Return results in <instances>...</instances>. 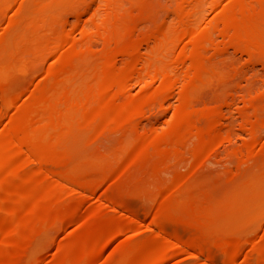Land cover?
I'll use <instances>...</instances> for the list:
<instances>
[{
	"label": "bare ground",
	"instance_id": "1",
	"mask_svg": "<svg viewBox=\"0 0 264 264\" xmlns=\"http://www.w3.org/2000/svg\"><path fill=\"white\" fill-rule=\"evenodd\" d=\"M79 1L80 0H78V2ZM94 1H96V0H83L82 3H80V4L78 3V5H75V6L72 5L74 3L71 4L72 7H70V9H71L70 11H72V13L74 14L72 16H75L74 18L77 19V22L75 23V25H73L74 28L76 26H79V21H80V18L82 15L85 14V17H86V14L87 15L90 14L89 11H91V8H92L93 4L95 3ZM112 1L113 0H111V2ZM130 1L132 2L133 0H130ZM134 1H133V3H134ZM44 2H48V0H45ZM56 2H57V0H56ZM98 2L100 3L101 1L99 0ZM118 2L123 3L124 1L118 0ZM135 2H137V0ZM102 3H104V2H102ZM106 3H110V2H106ZM124 3L126 4V2H124ZM139 3H140V1L138 2V4ZM200 3L201 2L199 0H176L173 9H171L172 14L174 15L171 22H169L167 20L168 18H166L167 21L164 19V20H161L158 22V20L155 17H153V18H155V20H157L158 23L154 24V22H153V25L151 26V28H149L147 31L143 30L145 32L138 39H135L136 37H132L133 29H134L133 26L131 29L132 30L131 31L132 34H131L130 29L120 31L119 29H121V28L117 27V24L116 25L114 24V23H116L115 20H114L115 22H113V20L111 21V22H113L112 25H115V27L113 26L112 28H108V25H106V23L102 22L100 24V21H97V18H96V21L98 22L99 25L93 24V27H92V30L94 32L93 35H96L98 37L103 36L105 38V40L108 39V41L110 40L113 42V47L111 48L110 55H106V54L102 53L103 56L102 55H101V57L99 56V59L95 58L94 55L92 57H88V55L89 56L92 55L91 52L95 51V50L86 49V47H84L85 52H86V50H87V52H88V50H91V52L89 51V54H85V55L84 54L78 55L79 54L78 53L75 57H78L79 60L85 59V58H91L92 63H88V62L83 61L85 63H88L90 66L87 64L88 67L83 69L82 66H79L78 64H75V62H74V64L71 63V64L67 65V64L63 63V64L58 65L57 67H55L56 66L55 65L53 68H50L48 70V72H46V74L48 73V76L50 77V83L45 86V90H44V92H42V95L38 97L39 93L37 94V92H35L36 96L35 95L33 96L35 98H30V95L29 96L27 95L29 97V100L28 101L23 100V102L26 104H24L25 106L22 109V113L20 112L21 114L18 117L11 118L10 120H8L10 118L9 117L7 119L8 121L11 122L9 124V128L7 126V129L4 130L5 127L3 126L4 127V128H2L3 132L0 130L2 132L0 134V246L4 245V247H5V245H8V246L15 245L17 243L18 239L19 240L20 239L25 240V243H27V244L25 245V243L23 242L25 247H24V249H22L21 255H23V257L29 256L30 251H31V245L37 239L38 236H42V234L46 233V231H48L50 228H52L56 225H59L62 222L71 223V222L75 221L77 218V207L75 204L72 203L70 206H63V205L58 206V205L54 204L56 207L50 206L46 209L48 212L54 214L53 220L49 219L51 217H49L48 220L47 219L40 220V218H38L39 221L36 224H33L34 225L33 229H29V226L27 227V225H23V223L25 224V221H24L25 219H24L22 222V226L23 227L26 226L28 228L27 230H29V231H26V229H25V231H23V229L20 231L21 227L18 229L16 227L14 228V225H12L11 221L15 217H17L18 215H21V214H27L28 215V214H31L33 212L35 214V211H36L37 205H38V204H36L37 197H40V196L57 197L58 196L57 199H59V202L65 193H68V194L74 193L80 197H85L89 192L92 191V189L96 185L95 182L100 180V179H96V177H98V173L102 172L101 173L102 176L106 177V179L113 180L115 178V176L117 177L119 175L118 174L119 171L121 172V170L127 166H128L127 168H129L131 163L132 164L135 163L136 159L139 158L141 160L142 159L141 157H146L155 150H158L162 154L163 157L168 156V155H172V154L176 155V156H177V154L179 155L180 154L179 151L182 150L181 148L183 146V141L185 140V139H183V136H185L184 134L186 132H187V134H188V132H193V135H194V137L193 136H191V137L194 138L195 153L191 157V161H190L191 165L189 164L190 167L189 168L187 167V169L183 173H180L179 175L173 174L174 176H171L170 180L164 186H162L160 188L158 186L154 187L152 192L155 193L156 197L160 196L159 201L161 203L162 199L169 198V196L170 195L172 196L175 192L177 193L178 191H180L182 189H184V190L189 189L193 180L197 182V180H195L197 178H194V174L198 170V168H196V167L199 166L201 161H202V160H200V158H203V157H201V155H203L202 153L205 152L204 155H206L207 152H210L212 149H214L215 146L219 143V141H221V139H223L224 137L230 139V137H228V134L225 135V133L222 132V130L220 128V124L223 121V120H221V115L223 113H219L217 108L215 109L213 107V108L208 109V110H204V108H203V110H197V109H194V107H193V109L191 108V99H193L195 97V93H198V91H199V93L201 94L200 90H198L197 92L195 90V89H197V85L200 84L201 82H205V80H206L205 78L210 77L209 75L211 73H213V69H216L213 67V62H212L213 61L212 59L214 58L212 53L215 50V46L211 45L212 47H214V49L211 47L213 49L212 50V49L208 48V46H207L208 44L206 45L208 50H210L212 52L211 53L212 56H210V57L205 56L206 58H204V57H201L200 55H193V53L195 51H197L196 47H194L195 45L192 46L193 45L192 44L191 45L192 47L190 46L191 49L189 48L190 50L185 49L184 45H183L184 49L181 47L179 49L181 51L173 57V58H176V57L178 58V56H180L179 58H180L181 62H184L185 60L188 62L187 65H183V66H186V68L184 67V70H183V68L181 69V71L182 70L184 71V72L182 71L183 72L182 75L173 73L172 69L170 68V67H175L177 65H175V66H173V65L169 66V65H165V64L161 65L158 63H153L151 60L156 55V53H158L160 51V49L163 46H165V44H164L165 42L166 43H172L173 41L179 40L180 37L181 38L186 37V39H188V41H195V40L203 39V40H206V42H207L210 34H209V36L206 35L207 31H206V29L203 30L204 28L202 29L203 33L198 32L195 29L196 23L194 24V22H196L194 20V15L195 14L197 15V10L200 7ZM230 3H231L232 7L230 9H228L227 11H225L224 13L221 12L222 14H220V16L217 20V21L223 20V24L220 25L221 28L217 25L219 28L218 30H219L220 35L222 37L223 36L227 37V41L230 45H232L233 47L239 48L243 53L244 52L247 53L250 56L249 58H251L253 56L257 57L258 60L261 62V64L264 66V27L263 26L259 27L254 22V20L256 18L257 19L261 18V20L264 19V0H230ZM119 4H121V3H119ZM41 5H42V3H41ZM41 5H40V7L44 6V5H42V6ZM46 5H48V4H46ZM105 5H104V7H105ZM131 5H133V4H131ZM48 6H46V7H48ZM118 6L121 7V5H118ZM123 6H125V5H123ZM165 7H167V6H165ZM165 7H163L164 10H165ZM44 8H45V6H44ZM56 8L53 7V9H56ZM95 8L96 7H94V9ZM49 9L51 10V8H49ZM63 9H64L63 12H67L68 14L71 13V12H68L69 10L65 11V9L67 10V6H66V8H63ZM118 9H120V8H118ZM123 9H125V8H123ZM123 9L121 8V11H123ZM18 10L19 9H17V11ZM45 10H46V8H45ZM106 11L109 12L108 10H106ZM121 11H119V12H121ZM168 11H169V9H168ZM221 11H223V10L221 9ZM63 12H62V14H63ZM91 12H93V11H91ZM48 13H49V10H48ZM67 13H64V14L66 15ZM126 13H127V11H126ZM167 13L165 12L164 15H166ZM35 14H36V12H35ZM51 14H52V11H51ZM121 14H123V13H121ZM47 15H49V14H47ZM55 15H54V17H55ZM61 15L59 13V16H61ZM64 16H62L60 18H63V20H64V18H65ZM110 16H111V14H110ZM38 17H39V15H38ZM54 17H52V18L54 19ZM104 17L105 16L102 17V20ZM129 17H132V16H129ZM139 17H141V16H139ZM150 17H151V15H150ZM42 18H44V17H42ZM148 18H149V16H148ZM29 19L32 20V18H29ZM131 19H133V18H131ZM169 19H171V18H169ZM42 20H44V19H42ZM63 20H60V21H63ZM98 20H100V19H98ZM54 21L55 20H53L50 23V27H48V28L55 29V27L57 25L55 24ZM121 21H122V19H121ZM149 21H150V19H149ZM25 22L27 23L28 20ZM137 22H138V20L136 21V23ZM215 22H216V20H215ZM219 22H221V21H219ZM36 23L38 24V22H36ZM63 23H65V22H63ZM70 23L71 22H69V24ZM117 23H119V22H117ZM211 23H213V22H211ZM240 23L242 25H240ZM65 24H67V23H65ZM119 24L121 25V23H119ZM133 24H135V23H133ZM261 24H262V22H261ZM41 26H43V25H41ZM122 26H123V24H122ZM44 27H41V29ZM62 27H64V26H62ZM74 28H72V29H74ZM141 28H145V27H141ZM146 28H148V27H146ZM27 29H29V28H27ZM36 29H37V27L35 29L32 28V31H29V32H31L32 37L35 36L37 39H39L40 36L39 37L36 36V34L38 33V31ZM70 29L71 28L69 27L67 32H66L67 29H65V32L64 31L63 32L57 31V32L53 33L54 36L52 34L53 37L50 35L49 38L51 41H53L52 42L53 44L59 43V41H61L62 39H65V42H66L67 41L66 39L72 38V32L74 30H72V32H69ZM197 29H199V28H197ZM92 30H90V31L92 32ZM45 31H46V29H45ZM199 31H200V29H199ZM211 31H213V30L210 29L209 33ZM215 31H213V33ZM137 32H138V30L136 31V34H137ZM241 32L243 34V38L241 36ZM89 33L90 32L84 31L83 34H86V35H88V37H90ZM140 33L138 32V35ZM42 34H43V32H42ZM123 34L124 35L130 34V35L128 36V38H124V37H122V36H124ZM136 34L134 33V35H136ZM216 35H214V36L216 37ZM245 35H247L248 37L244 38ZM217 36H219V34ZM28 37H29V35H28ZM125 37H127V36H125ZM96 38L97 37H95L94 39H96ZM28 39H27V41H28ZM83 39H84V37H83ZM91 39H92V37H91ZM186 39H184V40H186ZM213 39L215 41V38H213ZM31 40H33V39L31 38ZM47 40H45V42H47ZM50 40H49V42H50ZM70 40H69V42H70ZM25 41H26V39H25ZM84 41H87V40H84ZM151 41H153V45H152L153 47L152 46H151L152 48L148 47L149 48L148 53H147V51L145 52L146 57H145V55H143L145 58H147V60L144 59V62H145L144 65H142L141 67H139L140 66L139 65L137 67V64L139 62H142V59H143V57L139 53L140 45L142 43H144V44L149 43V45H150ZM214 41L212 40V42H214ZM71 42H72V40H71ZM91 42L92 41L88 42L89 45ZM183 42H186V41H183ZM224 42L225 41H223L222 43H224ZM28 43L29 42H27V44ZM73 43H72V46H73ZM83 43H85V42H82V44ZM88 43H86V44H88ZM190 43H192V42H190ZM195 43L196 42H194V44ZM184 44H187V43H184ZM201 44H203V43H201ZM42 45L44 46V43H42ZM57 45H59V44H57ZM108 45H109V43H108ZM217 45L220 46L221 43L218 44V42H217ZM75 46L79 47V48L81 47L80 45L79 46L75 45ZM111 46H112V44H111ZM203 46H205V45H203ZM103 47H104V45H103ZM205 47H203V48H205ZM218 48H220V47H218ZM224 48H226V47H224ZM107 49H108V47H107ZM78 50H80V49H78ZM201 50H202V48H201ZM95 52H92V53L94 54ZM105 52H107V51L105 50ZM81 53H82V51H80V54ZM12 54L14 55V53H12ZM63 55L66 56L65 53ZM67 55H68V53H67ZM204 55H205V53H204ZM58 56H60V54H58ZM58 56H57V58H58ZM117 56L118 57L122 56L124 58V60L119 65H116L117 63L114 64L115 57H117ZM214 56L216 57L217 55H214ZM218 56H219V54H218ZM211 57H212V59H211ZM255 57H253V58H255ZM70 58L71 57H69L68 59L70 60ZM69 62H73V61L70 60ZM83 62H82V64H84ZM80 63H81V61H80ZM170 63H171V61H170ZM0 67H1V65H0ZM81 69L86 70L85 72L83 71L84 74L80 72V71H82ZM90 70H92L93 74L94 73L96 74V77H95L96 81H95L94 85L88 84V85H84V87H82V88H77L75 86L73 88L72 85L68 86V83L74 77L79 76L80 73L82 74V75H80V78H82V79L88 78L90 76L89 75ZM174 72H177V71L174 70ZM141 76H147L148 79H151V81L153 78H154V81H155V78L156 79L158 78L159 79L158 87L156 89L153 87V89H155L153 91V90H151V88L149 86L150 84H149L148 86L150 88V90H149L150 92L147 90L149 93H146V95L144 97H142L141 99L136 100V101H134L132 98L123 97L122 95L125 91V85H126L127 81L132 80L135 77H137L135 79L138 80V77H141ZM220 76H221V74H220ZM212 77H211V79H212ZM46 78H47V76H46ZM93 78H94V76H93ZM46 80H45V84H46ZM209 80H210V78H209ZM142 81H141V84L143 86ZM88 82H90V81H88ZM129 82H131V81H129ZM72 83H76V82L72 81ZM177 83H180V91L178 92L179 97L178 96H176V97H178L180 99V101L182 102V107L184 109H186L188 112V115L185 114V116L186 115H187V117L189 116L187 118V120L185 119L186 121L183 122L182 124H180L178 127H176L175 130L173 129L174 132L172 133V136L169 138H166V139L161 138V137L157 136L156 134H151V133L150 134H144L143 133L142 135H140L142 133L140 131L141 133H139V137L137 134H135L136 138L134 137L132 142H130L132 144V146H130V148H128V146L126 145L127 146L126 147L125 146V144L127 143L126 137H125L126 131L122 130L123 126L126 125V123H128V121L131 118H133L134 116L141 114V113L143 114V112L147 108H149L151 105L155 104L157 101H159L161 99L163 101V98H165V96L168 94V92L171 91L170 89L172 87H174ZM151 84H153V81ZM156 84H157V82H156ZM128 85H130V83ZM142 86H141V90H142ZM204 87H206V86H203V88ZM143 88L145 89V86ZM43 89H44V87H43ZM126 89H127V86H126ZM203 90H202V93H204ZM38 91H39V89H38ZM142 93H144V92H142ZM32 94H34V93L32 92ZM124 96H125V93H124ZM133 97H136V96H133ZM200 97H202V96H200ZM26 99H27V97H26ZM202 99H203V97H202ZM205 99L202 101H205ZM180 101H178V102H180ZM198 101H200V100H198ZM3 102H5V100ZM245 102H249V99ZM196 104H197V102H196ZM199 104L200 103L198 102V105ZM198 105H197V107H199ZM205 105H204V107H205ZM5 106H7V105L5 104ZM217 107L219 108V106H217ZM175 108H176V106H175ZM3 109L4 108H2V110ZM18 110H20V109L16 108L15 112ZM220 110H221V108H220ZM180 111H181V109L179 107V113H180ZM16 114H14V115L16 116ZM180 114H178V115L180 116ZM200 118L204 120V123L206 122L205 127H201V126L199 127L197 125V120L200 121ZM199 121H198V123H199ZM223 124H224V122H223ZM263 124H264V113L263 112L259 113V111H258L253 115V120L250 122L247 121L241 127V129L242 128L246 129V131L249 132L250 135L254 137L256 135V133H258L259 127L262 126ZM223 127H225V126H223ZM133 128H135V127H133ZM83 129H85L84 134H82ZM109 129H116V130H119V132L121 133L117 143H115L116 146L113 147L112 149L107 147L103 150H100V149H97L96 151L90 150L91 152H87L86 155L83 154V155H85V156H83L81 153L80 154H76V153L73 154L72 150L70 152L68 150V148H66L63 144L64 141L69 136H75L77 138V139L75 138V140L80 141V142L84 141V140H86L88 142L91 139L99 138V136H102V134L106 133V131ZM155 132H157V131H155ZM155 132H153V133H155ZM225 132H229V131L227 130ZM127 133H128V130H127ZM157 134L159 135V132ZM117 135H119V134L116 133L115 137ZM133 135H134V133H133ZM105 136H107V135H105ZM127 138L130 139L131 137L128 136ZM101 139H103V138L100 137V140ZM106 139H109V137L107 136ZM105 141L107 143L109 142V140L108 141L105 140ZM73 142H71V143H73ZM114 142H115V140H114ZM114 142H113V144H114ZM73 145H74V147L76 146L73 143L71 147H73ZM86 145H87V143H86ZM248 145H250V144H248ZM262 146L263 145L261 144V147ZM261 147H260V149L264 148V146L262 148ZM73 148H71V149H73ZM100 148H102V147H100ZM79 149H80V145H79ZM240 149H238V152L236 151L235 155L237 156L236 158H239V161H241L243 163L247 162V161H249V162L253 161V158L258 154V152H256L257 148L255 149V151L250 147H247L244 150H242V149L240 150ZM85 151H88V150H85ZM258 151H259V149H258ZM79 152H81V151H79ZM158 155H159V153H158ZM257 157H258V155H257ZM256 159H258V158H256ZM256 159H254L255 162H256ZM248 164L249 163L246 164V167ZM250 165H253V164L250 163ZM250 165H248V166H250ZM99 168H101V170H98L99 172L96 174L97 169H99ZM91 172L95 173V174H91ZM197 173H199V172H196V174ZM196 174H195V176H196ZM237 174H239V171ZM200 177L201 176H199V178ZM211 181L214 182L213 184H215V185L217 184L216 180L215 181L211 180ZM235 182H237L236 185L238 186V188L237 187L234 188L231 191L230 195L232 196V199L234 198V200L236 199V201H239L238 202L239 207L233 206L230 208L229 207L220 208V207H222V204H221V206H219L220 204L218 203V206H215L214 202L207 201L209 199H206V201L204 199V201L202 203L201 202L199 203V201L198 202L197 201H191L190 202V200H189L190 203L189 202L187 203V201H186L187 199L184 200L186 202H184V201L180 202V200H179L178 202H176L177 204L175 207L173 206V208L172 207L171 208L170 207L164 208V210H163L164 211V218L157 216L158 214L155 213V215L152 217L150 224L147 227V229L145 227L147 224L145 225V224H142L141 221L134 220V225L136 227L135 228L133 227V228L135 230L138 229L139 231L142 229L149 230L151 232V234H150L151 238H152L151 241L148 239L149 237L147 236L148 237V238H146L147 240L141 239L142 241L139 243L137 241H136L137 243H135L132 240L133 241L132 244L129 243L125 247L119 246L120 248H118V249H121V247H123L122 250L128 251V253L132 251V255L128 254V256L124 259L123 258L119 259L117 257H116L117 259L111 258V260H108L105 264H134L136 260L138 261V259L139 260L145 259L147 261V264H151L153 262L155 264H161V263L174 264V263H172V260L178 255H187L188 257H192L194 259H197L196 264H215V263H213V256H212V252H211L209 246L204 244V243H200L199 241H197V242L191 241L192 238L189 239L188 234H190L191 230H193L192 231V234H193L194 231H198L202 228H206V229L212 228L216 224L215 218H218L220 215L223 216V219L230 221L231 219H233L232 217H238L241 214L242 208L244 210H247V208L250 206V202L253 199H255L258 195V191L253 190V188H252V187H254L253 184L259 186L260 189L262 186H264V161L260 162L258 165H256V167L254 169L249 168V169H244L243 172L241 171V173L238 175V179ZM201 183H202V181H201ZM35 185H39L42 188L40 192L34 193L33 192L34 190L31 191V189ZM198 185L199 186H197V187H200L201 184H198ZM24 187H27L30 191L23 192ZM213 187L214 186L212 185V187H210V188H213ZM217 187H219V186H217ZM191 189H193V188L191 187ZM199 189L200 188H198V190ZM202 189H203V187H202ZM254 189H256V188L254 187ZM189 190H187V191L189 192ZM200 191H201V189H200ZM206 192H207V190H206ZM61 195H62V197H61ZM180 195H181V193H180ZM190 195L191 194H189V196H188L189 199L192 197V196L190 197ZM200 195H201V193H200ZM59 196H60V198H59ZM184 196H186V194ZM173 197H176V195ZM173 197H171V200ZM195 197H197V196H195ZM211 197H213V196H211ZM179 198H177V199H179ZM201 198L203 199V197H201ZM217 198H216V200H217ZM226 198H228V196H226ZM57 199H54V200H57ZM182 199H184V197ZM229 199H230V197H229ZM77 200H76V203H77ZM59 202L57 201L58 204H59ZM215 202H217V201H215ZM222 202H223V200H222ZM162 203H165V200ZM224 203L226 205V202H223V204ZM64 204H65V202H64ZM78 204H80V203H77V205ZM215 204H217V203H215ZM228 204H229V202H228ZM47 205H48V203H47ZM173 205H174V203H173ZM44 206H45V204H44ZM44 206H43V208H44ZM78 206L80 207V205H78ZM111 206H112V204H111ZM185 207H190L192 209L193 212L191 210L189 211L192 213V214L189 213V214H191V216H190L191 218L184 212H182L185 214V216H183L182 213L180 212V211H182V209H184L188 213V210H187L188 208H185ZM226 208H229V209H226ZM111 209L116 212V216L114 219L116 222V225L110 229L103 228L105 230H102V232L99 235H96V237H94V238L88 239L85 237L86 239H88L87 240L88 243H92V245L98 249V253L100 250H102L103 248L108 246L109 243L116 236H118L119 234L127 233V228L125 227V225H122V223H121L122 219H121V215L119 214V211H117L118 209L115 207H111ZM79 210H80V208H79ZM24 216H26V215H24ZM48 216L49 215H47V217ZM18 217H17V219H18ZM187 217H189V218H187ZM41 218H43V217H41ZM35 220H37V219H35ZM172 220H177V223H179V224L185 221V223L187 224L186 227L188 226L187 228L190 229L186 234V235H188V236H186L187 238H185L184 235H183V238H180L181 236L177 235L178 237L176 236L177 238H175V239L173 238L174 240L172 238H170L171 236H170V234H167V231H166L167 227L165 228L164 222L167 221L169 223V221L172 222ZM179 220H182V221H179ZM34 222H36V221H34ZM75 222H73V223H75ZM173 222H175V221H173ZM72 224H70V225H72ZM28 225H29V223H28ZM18 226H21V225H18ZM198 228H200V229H198ZM98 229H99V226H98ZM196 229H198V230H196ZM131 231H133V230H131ZM133 232H131V233H133ZM131 238H133V237L131 236L129 238V240H131ZM151 246H155V248H153ZM156 246H157V248H156ZM169 246L171 248V251L168 252L167 249H169L168 248ZM21 247H23V245H21ZM159 247L161 249L163 247L164 248L167 247V248H166V250L164 248L162 249L165 251H163V253L160 256H158L159 253H157V257L154 260V258H153L154 255H152V249H153V251H154V249H156V251H157V249H159ZM7 248H9V247H7ZM220 248L223 251V253H225L228 256V258H225L226 261L224 264H264V234L262 235L260 240L259 239L256 241L253 240L250 243L248 250L243 251L242 248L240 247L239 241H233L230 243H225ZM114 250H117V249L115 248ZM19 251H20V249H19ZM158 252H160V251H158ZM124 253L127 254L126 252H124ZM242 253H243V256L241 255ZM250 254L254 255V260H253V257L250 256ZM118 256L122 257L123 255L122 256L118 255ZM200 257H202L203 260H200ZM84 258L81 257V258H72V259L65 258L64 259V257H63L60 264H83L85 262ZM142 258H144V259H142ZM92 259L90 261H92ZM35 261H34V258H32L28 264H35L36 263ZM139 262H142V261H139Z\"/></svg>",
	"mask_w": 264,
	"mask_h": 264
},
{
	"label": "rangeland",
	"instance_id": "2",
	"mask_svg": "<svg viewBox=\"0 0 264 264\" xmlns=\"http://www.w3.org/2000/svg\"><path fill=\"white\" fill-rule=\"evenodd\" d=\"M44 1L43 0H36V1L35 0H0V53H1L0 54V65H1V67H0V128L1 129L0 130L1 131L3 130L2 128H4V127H5L4 130L7 129V126L9 128V124L11 122L8 120H10L11 118L18 117L22 113V109L25 106L24 104H26L23 102V100L28 101L29 95H30V98H35V97H33L34 95L36 96L35 92H37V94L39 93L38 97L42 95V92H44V90H45V86L50 83V77L48 76V73L46 74V72H48V70L50 68H53L55 65H56L55 67H57L58 65L63 64V63H65L67 65H69L71 63L74 64V62H75V64L82 66L83 69L88 67L87 64L92 63L91 58H85V59L79 60L78 57H75L78 53H79L78 55H83V54L85 55V54H89V51L91 52V50H88V52L86 50V52H87L86 53L84 50L85 49L84 47H86V49H92V50L96 51V52L92 51L95 53L93 54L91 52L92 55H90V56L88 55V57H92L94 55L95 58L99 59V56L101 57L102 53L106 54V55H110L111 48L113 47V42L110 40H109L110 41L109 42L108 39L105 40V38L103 36H99L101 38L100 39L98 36L93 35L94 32L92 30V27H93V24L99 25L97 21H100V24L102 22L106 23V25H108V28H112L113 26L115 27V25L117 24V27L121 28V29H119L120 31L130 29L131 34H132L131 29L133 26L134 29H133L132 37H136L135 39H138L145 32L143 30L147 31L149 28H151V26L153 25V22H154V24H156L161 20H164V19L166 20V18H168L167 20L169 22H171L172 18L174 17L171 9H173L175 2H176V0L175 1L174 0H144V1L139 0L141 4L140 3L138 4V2H139L138 0H137V2H135L136 0L135 1L133 0L134 3H133V1L131 2L130 0L129 1L128 0H120V1L126 2V4H125L124 2L123 3L118 2V0H113L115 3L113 1L111 2V0H100L101 2L99 3L98 2L99 0H96L97 2L94 1L95 3L93 4V6L91 8V11H93V12L89 11L90 14L89 15L86 14V17H85V14L82 15L81 16L82 19L80 18V21H79V26H76L74 28L73 25H75V23L77 22V19L74 18L75 16H72L74 14L72 13V11H70L71 10L70 7H72V5L75 6V5H78V3L79 4L82 3L83 0H80L79 2H78V0L77 1L76 0H70L71 2L69 0H60V1L57 0V2H56V0H48V2H44ZM199 1L201 2L200 7L197 10V15L196 14L194 15V20L196 21V22H194V24L196 23L195 29L198 32H202L203 28H204L203 30L206 29V31H207V33L205 32L206 35L209 36V34H210V36L207 40L208 43L206 42V40H203V39L195 40V41H188V39H186V37L185 38L180 37L179 40L173 41L172 43H166L165 42L164 43L165 46H163L160 49V51L158 53H156V55L152 58L151 61L153 63H158L161 65L162 64L169 65V66H172V65L178 66L179 65L178 67L175 66L176 68L175 67H170V68L172 69L173 73L182 75V73L184 72L183 71L184 67L186 68V66H183V65H187L188 62L186 60L184 62H181L180 58H179L180 56H178V58L177 57L173 58V57L181 51L179 49L181 47L183 48V45H184L185 49H189V48L191 49V47L195 45L194 47H196L197 51H195L193 53V55H200L201 57H204V58L210 57L213 55L214 58L212 59V57H211V59L213 60L212 61L213 67L216 69H213V73H211L209 75L210 77L205 78L206 79L205 82H201L200 84L197 85V89H195V90H196V92L198 90H200L201 94L199 93V91H198V93H195V97L193 99H191V108L193 109V107H194V109H197V110H203V108H204V110H208V109H211L213 107L215 109L217 108L219 113H223L222 115L220 114L221 120H223L220 124V128H221L222 132L225 133V135L228 134V137H230V139L224 137L223 139H221V141H219V143L215 146V148L212 149L210 152H207L206 155H204L205 152L202 153L203 155H201V157H203V158H200V160H202V161H201V163L199 162L200 165L201 164L202 165L201 166L199 165L196 167V168H198V170L196 172H199V173L196 174V172L194 171L196 176H197L196 177L194 174V178H197V179H195V180H197V182L194 180L192 181V184L189 187L190 190L189 189H185V190L182 189V190L178 191L179 193L175 192L172 196L170 195L169 198L162 199L161 201L164 202V200H165V203H162V202L160 203V201H159L160 196L156 197L155 193L152 191H153L154 187L158 186L160 188V187L164 186L170 180L171 176H174L173 174L179 175L180 173H183L187 169V167L188 168L190 167L191 157L195 153L193 132H188V134L186 132L184 134L185 136H183V139H185V140L183 141V146L181 148L182 150L179 151L180 154L179 155L177 154V156L172 154V155H168V156L163 157L162 154L158 150H155L151 154H149L148 156L141 157L142 158L141 160L139 158L136 159L135 163H133L134 165L131 163L129 168H127L128 167L127 166L124 169H122L121 172L119 171L120 172V173L118 172L119 175L117 177L115 176V178L113 180L109 179L110 181L108 179H106V177L102 176V174H101L102 172L98 173L99 172L98 170H101V168L97 169L96 174L98 173L99 178L96 177V179H100V180H98V181L95 180L96 185L94 186L92 191L89 192L90 194L88 193L85 197H80L74 193H69V194L65 193L63 195V197L61 195L62 199H60V202H59V199H57L58 196L57 197H47V196L37 197L36 204H38V205H37V209L35 211V214H34V212L31 214H28V215L27 214H21V215H18L19 217L17 216L18 219H17V217H15L11 221L12 225H14V228L16 227L18 229L21 227L20 231L22 229H23V231H25V229H26V231H29V230H27L28 229L27 227L29 226V229H33V227H34L33 224H36L39 221L38 218H40V220H42V219L48 220V218L51 217L49 219L53 220L54 214L48 212L46 209L50 206L56 207L54 204H56L58 206H60V205L61 206L62 205L63 206H70L72 203L75 204L77 207V218L75 220L76 222L75 221H73L75 223H73V222H71V223L62 222L61 224L50 228L48 231H46V233L42 234V236H38L37 239L32 243L30 255L27 257L25 255H24L25 257H23V255H21L22 249H24L25 245L27 244V243H25V240H21V239L19 240L18 239L17 243L15 245H10V246L5 245V247H4V245H1L0 246V264H28L32 258H34V261L36 260L35 264H60L63 257H64V259L65 258L72 259V258H81V257L84 258L85 257L84 258L85 262L83 264H105L108 260H111V258H113V259H117V258L122 259L123 258L124 259L128 256V254L132 255V251L128 253V251L122 250L123 247L127 246V244H129V243L132 244L133 241L135 243H137V242L139 243L142 241L141 239L145 240L148 237H149L148 239L151 241V239H152L151 235H150L151 232L149 230H146V229L149 226L152 217L155 215V213H157L158 214V215L156 214L157 216L164 218V211H163L164 208H167V207L173 208V206L175 207L177 204L176 202H178L179 200H180V202L181 201L183 202L185 199H187L186 200L187 203L189 202V200H190V202L191 201H197V202L199 201V203L200 202L202 203L204 201V199H205V201H206V199H209L207 201L214 202L215 206H218V203L220 204L219 206H221V204H222V207H220V208H223V207H229L230 208L233 206L239 207V203H238L239 201H236V199L234 200V198L232 199V196L230 195L231 191L234 188H236V187L238 188V186L236 185L237 182H235L238 179V175L241 173V171L243 172L244 169H249V168L254 169L256 167V165H258L260 162L264 161V148L260 149L261 144L264 146V143H263L264 142V124L262 126H260L261 128L259 127L258 133H256V135L254 136L255 138L253 136H251L250 133L246 131V129H244V128L241 129V127L247 121L250 122L253 120V115L256 112L259 111V113L260 112L264 113V99H263L264 98V66L261 64V62L258 60L257 57L253 56L255 58H253V57L249 58L250 56L247 53H245V52L243 53L239 48L233 47L232 45H230L227 41V37H224V36L222 37L220 35L219 30H218L219 29L218 26L221 28L220 25L223 24V20H219L221 22H219L217 20H218L220 14L224 13L225 11H227L228 9H230L232 7L230 0H199ZM102 2H104V3H102ZM106 2H110V3H106ZM41 3H42V5L45 6L46 10H45L44 6L41 5ZM72 3H74V4H72ZM119 3H121V4H119ZM39 4L42 7H40ZM46 4H48L49 6ZM131 4H133V5H131ZM104 5H105V7H104ZM118 5H121V7ZM123 5H125V6H123ZM46 6H48V7H46ZM66 6H67V10L65 9V11L69 10L68 12H71L70 14H68L67 12H63V10H64L63 8H66ZM165 6H167V7H165ZM53 7L54 8L57 7L56 8L57 10L53 9ZM94 7H96V8L94 9ZM163 7H165V10ZM49 8H51V10ZM118 8H120V9H118ZM121 8L122 9L125 8V9H123V11H121ZM17 9H19L18 10L19 12L17 11ZM168 9H169V11H168ZM221 9L223 11H221ZM48 10H49V13H48ZM106 10H108L109 12H107ZM51 11H52V14H51ZM119 11H121V12H119ZM126 11L128 14L126 13ZM35 12H36V14H35ZM62 12H63V14H62ZM165 12L166 13L168 12V13L166 15H164ZM59 13H60V15L61 14L62 15L59 16ZM64 13H67V14L65 15ZM109 13L111 14V16ZM121 13H123V14H121ZM47 14H49V15H47ZM149 14L151 15L152 18L155 17L158 20V22H157V20H155V18L152 19ZM38 15H39V17H38ZM54 15H55V17H54ZM112 15L114 17L115 16L116 17L114 18ZM62 16L65 17L64 18L65 21L63 20V18H60ZM103 16H105V17L102 20ZM129 16H132V17H129ZM139 16H141V17H139ZM148 16H149V18H148ZM42 17H44V18H42ZM52 17H54V19ZM29 18H32V20ZM96 18H97V21H96ZM120 18L122 19V21ZM131 18H133L135 21ZM169 18H171V19H169ZM42 19H44V20H42ZM98 19H100V20H98ZM149 19H150V21H149ZM27 20H28V22L26 23L25 21H27ZM53 20H55L54 22L57 26L55 27V29L48 28V27H50V23ZM60 20H63V21H60ZM112 20H113V22L116 21V23H114L115 25H112L113 24V22H111ZM137 20H138V22L136 23ZM215 20H216V22H215ZM255 20H254V22L256 23L257 26H259V27L263 26L264 27V21H263L264 19L261 20V18H258V19L256 18ZM36 22H38V24ZM63 22H65L67 24H65ZM69 22H71V23L69 24ZM117 22L121 23V25ZM211 22H213V23H211ZM261 22H262V24H261ZM108 23L109 24L111 23L110 24L111 26ZM133 23H135L136 25ZM122 24H123V26H122ZM34 25L37 27L36 30L38 31V33L36 34V36L37 37L40 36L39 39H37L35 36H33L34 37L33 38L31 36V32H29V31H32V28L33 29L36 28ZM41 25H43V26H41ZM240 25H242V24L240 23ZM62 26H64L65 28ZM41 27H44V28L41 29ZM69 27L71 28L69 30V32H72V30H74L72 32V38H70L72 40V42L70 39H66L67 40L66 42H65V39H62L63 41L61 40V41H59V43H57L59 45L53 44L52 43L53 41L50 40L49 36L50 35L52 36V34L57 32V31H59V32L64 31L65 32V29H67L66 30V32H67ZM141 27H145V28H141ZM146 27H148V28H146ZM27 28H29V29H27ZM72 28H74V29H72ZM197 28H199L200 31ZM45 29H46V31H45ZM210 29H212L213 31H215V30L216 31L214 33H213V31H211L212 33L211 32L209 33ZM90 30H92V32ZM137 30L139 33L141 31L142 32L138 35V32L136 34ZM84 31L90 32L91 33V34L89 33L90 37H88V35H86V34H83ZM42 32H43V34H42ZM216 32L219 34V36H217L218 34ZM134 33L137 36L134 35ZM27 34L29 35V37ZM129 35L125 34L122 37L128 38ZM214 35H216V37ZM53 36H54V34H53ZM94 36L97 37L98 39L97 38L94 39L95 38ZM125 36H127V37H125ZM241 36L243 38L242 32H241ZM83 37H84V39H83ZM91 37H92V39H91ZM247 37H248L247 35L244 36V38H247ZM31 38L33 40H31ZM213 38H215V41ZM25 39H26V41H25ZM27 39H28V41H27ZM184 39H186V40H184ZM45 40H47L48 43L45 42ZM49 40L51 43L49 42ZM69 40L71 43L69 42ZM84 40H87V41H84ZM212 40L214 42H212ZM222 40L225 42L222 43L223 42ZM90 41H92V42L89 45L88 42H90ZM183 41H186V42H183ZM27 42H29V43L27 44ZM82 42H85V43L82 44ZM190 42H192V43H190ZM194 42H196V43L194 44ZM217 42H218V44L221 43L222 46L221 45L218 46ZM42 43H44V46L42 45ZM72 43H73V46H72ZM86 43H88V44H86ZM108 43H109V45H108ZM184 43H187V44H184ZM201 43H203V44H201ZM111 44H112V46H111ZM75 45H77V46L80 45L81 47L79 48V47H76ZM103 45H104V47H103ZM141 45L139 47V53L141 54L143 59H142V62H139L137 64V67L139 65H140L139 67L144 65V63H145L144 59L147 60V58H145L146 57L145 52L147 51V53H148L149 48L153 47L152 46L153 41L150 42V45H149V43L148 44L142 43ZM203 45H205V46L207 45L208 48H210V49H212V48L214 49V47H212V46H215V50L212 53L210 50H208L207 46L205 47ZM202 46L205 48H203ZM107 47H108V49H107ZM200 47L202 48V50ZM218 47H220L221 49ZM224 47H226V48H224ZM77 48L80 50H78ZM105 50L108 53L105 52ZM80 51H82L81 54H80ZM9 52L11 54L14 53V55L13 54L11 55ZM62 53L63 54L65 53L66 56H64ZM67 53H68V55H67ZM204 53H205V55H204ZM211 53H212V55H211ZM58 54H60V56H58ZM218 54H219V56H218ZM143 55H145V57ZM214 55H217V56L215 57ZM57 56H58V58H57ZM69 57H71L70 60L73 62H69L70 61L68 59ZM123 60H124V58L122 56H119V57L117 56V57H115L114 64L117 63L116 65H119V64H121V62ZM169 60L171 61V63ZM80 61H81V63H80ZM83 61L88 62V63H85ZM82 62L84 64H82ZM182 68H183V70H182L183 72L181 71ZM83 69H81L82 71H80V72L84 74V72L86 70H83ZM174 70H176L177 72H174ZM81 73H80V75H82ZM220 74H221V76L222 75L223 76L221 77ZM80 75L77 77H74L68 83V86L72 85L73 88H74V86L77 88H82V87H84V85H88V84L94 85L95 84L96 74L95 73L93 74L92 70H90V73H89L90 76L88 78L82 79V78H80ZM46 76H47V78H46ZM93 76H94V78H93ZM211 77H212V79H211ZM135 78H137V77H135ZM135 78H133L132 80H129L131 82L127 81V83L125 85V91H124L125 96L123 93V95H122L123 97L132 98L134 101H136V100H139L142 97H144L146 95V93H149L150 88H151V90L154 91L159 85V82H158L159 79L158 78L157 79L155 78V81H154V78L152 79L153 84H151L152 81H151V79H148L147 76L138 77V80ZM209 78H210V80H209ZM45 80H46V84H45ZM72 81L76 82V83H72ZM88 81H90V82H88ZM141 81L143 83V86L141 84ZM156 82H157V84H156ZM129 83H130V85H128ZM148 85L150 86V88ZM126 86H127V89H126ZM141 86H142V90H141ZM144 86H145V89L143 88ZM203 86H206V87L203 88ZM43 87H44V89H43ZM153 87L155 89H153ZM38 89H39V91H38ZM170 90L172 92L169 91L168 94L165 96V98H163V101H162V99L157 101L155 104H153L149 108H147L143 112V114L141 113V114L134 116L133 118H131L128 121L129 124L126 123V125L123 126L122 130L126 131L125 137H126L127 143L125 144V146L127 145L128 148H130V146H132V144L130 142H132L134 137L136 138L135 134H137L139 137V133H141V132L142 133L140 135H142L143 133L144 134H150L151 133V134H156L157 136H159L161 138H165V139L169 138L172 136V133L174 132L176 127H178L180 124H182L183 122H185L187 120V118L189 117V116L187 117L188 112L186 109H184L182 107V102L178 98L179 97L178 92L180 91V83H177ZM202 90L204 93H202ZM141 91L144 93H142ZM32 92L34 94H32ZM133 96H136V97H133ZM176 96H178V97H176ZM200 96H202L203 99ZM26 97H27V99H26ZM3 99L5 100V102H3L4 101ZM197 99L200 101H198ZM204 99H205V101H202ZM248 99H249V102H245ZM194 100L197 102V104ZM178 101H180V102H178ZM198 102L200 103L199 105H198ZM5 104L7 106H5ZM197 105L199 107H197ZM204 105H205V107H204ZM175 106H176V108H175ZM217 106H219V108ZM179 107L181 109L180 113L182 112L181 114L179 113ZM2 108H4V109L2 110ZM16 108L20 109L21 111L18 110L15 112ZM220 108L222 111L220 110ZM14 114H16V116ZM178 114H180V116ZM185 114H187V115L185 116ZM198 121L199 120H197V125L199 127L200 126L205 127L206 122L204 123L203 119L200 118L199 123H198ZM223 122H224V124H223ZM223 126H225V127H223ZM133 127H135V128H133ZM226 129L229 132H225V131H227ZM127 130H128V133H127ZM1 131H0V134L3 132V131L2 132ZM155 131H157V132H155ZM153 132H155V133H153ZM158 132H159V135L157 134ZM84 133H85V129L82 130V134H84ZM116 133H118L119 135H117L115 137ZM133 133H134V135H133ZM104 134L107 135L109 137V139H106L107 136H105ZM104 134H102V136H99V138L91 139L88 142L84 139H83L84 141L80 142V141L75 140V138H76L75 136H69L66 139L67 141L65 140L63 144L66 148H68V150L70 152L72 150L73 154H75V153L80 154L81 153L82 155L83 154L86 155L87 152H91L92 150L93 151H96L97 149L103 150L107 147L112 149L113 147H115L116 146L115 143H117V141L120 137V134H121L119 132V130L109 129ZM128 136L131 137L132 139L127 138ZM191 136H193V137H191ZM100 137L103 139L100 140ZM105 140H107V141L109 140V142L107 143ZM114 140H115V142H114ZM71 142H73L76 145L75 147L73 145L74 148L71 147L73 144ZM85 142L87 143V145ZM113 142H114V144H113ZM248 144H250V145H248ZM79 145H80L81 150L79 149ZM100 147H102V148H100ZM247 147L252 148L254 151L257 148L256 152H258V154H257L258 157H257V155L255 157L258 159H256L254 157L253 161H251V162L247 161V162L243 163V162L239 161V158H236L237 156L235 155V153H236V151L238 152V149L241 148L242 150H244ZM71 148H73V149H71ZM84 149L88 150V151H85ZM258 149L260 152L258 151ZM79 151H81V152H79ZM158 153H159V155H158ZM85 155H83V156H85ZM254 159H256V162L254 161ZM245 163L246 164L249 163L248 165H250V163H251L253 165H250V166L247 165V167H246ZM238 171H239V174H237ZM91 174H95V173L91 172ZM199 176H201V177L199 178ZM211 180H214V181L216 180L217 184L219 182L220 183L218 185L217 184L215 185V184H213L214 182ZM201 181H202V183H201ZM198 184H201L200 187H197V186H199ZM212 185L214 187L210 188V187H212ZM253 185L256 189H254V187H252V188H253V190L258 191V195L255 199H253L250 202V206L247 208V210H244L242 208L241 214L238 217H232L233 219H231L230 221H227V220L223 219V216L220 215L218 218H215L216 224L212 228H207V229L206 228H202V229L198 228L200 230L196 229L198 231H194L193 234H192L193 230H191L190 234H188L189 236L186 234L190 229L187 228L188 226L186 227L187 224L185 223L184 220H183L184 222H182L180 224L177 223V220H172V222L169 221V223L167 221H165L164 223H165V228L167 227V229H166L167 234H170V236H171L170 238H172V239L173 238L175 239L178 236H181L180 238H183V235H184L185 238H187L186 236H188L189 239L192 238L191 241H193V242L199 241L200 243H204V244L208 245L211 252H212L213 263L224 264L226 261L225 258H228V256L225 253H223V251L220 248V247H222L223 244L230 243L233 241H239L240 247L244 251V250H248V247L253 240H255V241L258 239L260 240L262 235L264 234V186H262L260 189L259 186L255 185V184H253ZM217 186H219V187H217ZM191 187L193 189H191ZM202 187H203V189H202ZM26 188L27 187H24L23 192L30 191L28 188L27 189ZM198 188H200L201 191H200V189L198 190ZM41 189L42 188L39 185H35L31 189V191L34 190L33 191L34 193H38L41 191ZM187 190H189V192ZM206 190H207V192H206ZM180 193H181V195H180ZM200 193H201V195H200ZM185 194H186V196H184ZM189 194H191L190 197L192 196L190 199L188 197ZM175 195H176V197H173ZM194 195L197 197H195ZM200 196L203 197V199ZM211 196H213V197H211ZM226 196H228V198H226ZM171 197H173L172 200H171ZM183 197H184V199H182ZM229 197H230V199H229ZM59 198H60V196H59ZM177 198H179V199H177ZM216 198H217V200H216ZM54 199H57V200H54ZM76 200H77V203H80V204H78V205H80V207L77 205ZM222 200H223V202H226V205L228 204V202H229V204L226 206L225 203L223 204ZM57 201L59 202V204L57 203ZM186 201H184V202H186ZM215 201H217V202H215ZM64 202H65V204H64ZM47 203H48V205H47ZM173 203H174V205H173ZM215 203H217V204H215ZM44 204H45V206H44ZM111 204H112V206H111ZM43 206H44V208H43ZM78 207L80 208V210ZM111 207H115L118 209V210L117 209L116 210L119 211V214L121 215V219H122L121 223H122V225H125V227L127 228V233L119 234L118 236H116L109 243L108 246H106L105 248L100 250L98 253V249L95 246H93L92 243H88L87 240L90 238L96 237V235H99L102 232V230L113 228L116 225V222L114 220L115 216H116V212L114 210H112ZM185 208H188L187 209L188 213L184 209H182V211H180V210L179 211L181 213L182 212L186 213L190 217L192 213L189 211L190 210L192 211V209L190 207H185ZM229 208H226V209H229ZM184 213H182L183 216H185ZM189 213H191V214H189ZM24 215H26L27 217ZM47 215H49V216L47 217ZM40 216L43 218H41ZM189 217H187V218H189ZM35 219H37V220H35ZM23 220L25 221V224L23 223V225H27V227L22 226ZM33 220L36 222H34ZM134 220L141 221L142 224H145V225L147 224L146 226L144 225L146 227V229H142L140 231L138 229L135 230L134 228L136 226L134 225ZM173 221H175V222H173ZM179 221H182V220H179ZM16 222L17 223L19 222V223L17 224ZM28 223H29V225H28ZM70 224H72V225H70ZM18 225H21V226H18ZM98 226H99V229H98ZM103 228H105V229H103ZM131 230H133L134 232ZM131 232H133V233H131ZM131 236L133 238H131V240H129V238ZM85 237L88 239H86ZM23 242L25 243V245ZM21 245H23V247H21ZM6 246L9 248H7ZM119 246H123V247H121V249H118V248H120ZM151 247L155 248V246H151ZM115 248L117 250H114ZM156 248H157V246H156ZM166 248H164V249L166 250ZM168 248H169V249H167L168 252L171 251L170 246ZM19 249H20V251H19ZM162 249L160 247H159V249H157V251H156V249H154V251L152 249V255H154L153 256L154 260L157 257V253H159L158 256H160L163 253V251H165ZM158 251H160V252L162 251V252L160 253ZM124 252H126L127 254H125ZM118 255H120V256L123 255V256L119 257ZM241 255L243 256V253ZM250 256H252L253 260H254V255L250 254ZM91 259H92V261H90ZM142 259H144V258H142ZM200 260H203L202 257H200ZM139 261H142V262H139ZM196 262H197V259H194L192 257H188L187 255H178L172 260V263H174V264H196ZM134 264H147V261L145 259L144 260L138 259V261L136 260ZM151 264H155V263L153 262ZM161 264H167V263H161Z\"/></svg>",
	"mask_w": 264,
	"mask_h": 264
}]
</instances>
